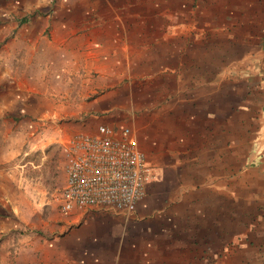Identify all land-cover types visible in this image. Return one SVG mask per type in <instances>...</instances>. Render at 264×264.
Segmentation results:
<instances>
[{"label":"crops","instance_id":"0c3cea01","mask_svg":"<svg viewBox=\"0 0 264 264\" xmlns=\"http://www.w3.org/2000/svg\"><path fill=\"white\" fill-rule=\"evenodd\" d=\"M247 1L0 0V236L27 228L0 264H264V13ZM92 121L127 125L158 177L127 215L57 203L53 221L32 195L27 219L23 168Z\"/></svg>","mask_w":264,"mask_h":264},{"label":"built area","instance_id":"2783aa9c","mask_svg":"<svg viewBox=\"0 0 264 264\" xmlns=\"http://www.w3.org/2000/svg\"><path fill=\"white\" fill-rule=\"evenodd\" d=\"M157 177L127 125L114 129L98 123L67 139L58 205L65 212L97 209L127 215L143 197L144 184Z\"/></svg>","mask_w":264,"mask_h":264},{"label":"rangeland","instance_id":"374dc122","mask_svg":"<svg viewBox=\"0 0 264 264\" xmlns=\"http://www.w3.org/2000/svg\"><path fill=\"white\" fill-rule=\"evenodd\" d=\"M250 1V7H256L257 10H261L264 13V0H248ZM247 1V2H248ZM97 121H92L89 123V127H95ZM81 125H83L81 123ZM58 141H53L46 148L45 151H38L32 157L35 160L40 161V164L36 167H33L29 164L28 167L23 168L22 170V192L20 195V205L23 208V213L28 219L27 214L28 207L27 205L33 204L32 195H38V202L41 203L42 212L40 213L44 218L51 216L50 218L53 221H57L61 213L59 212L57 206V192L64 180V168L66 162V147L63 146L65 139L62 138ZM44 155V156H43ZM26 198H29L32 202L26 201ZM26 209V210H25ZM34 212L31 213V215ZM54 218V219H53ZM25 228L22 225L16 227V229H10L7 232L1 233L0 240L4 239L8 249L12 251L15 243L14 234L19 235V231H25ZM3 237V238H2ZM24 237V235H22ZM10 239V240H9ZM9 240V241H8ZM89 253H94L93 250Z\"/></svg>","mask_w":264,"mask_h":264}]
</instances>
